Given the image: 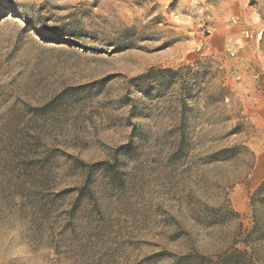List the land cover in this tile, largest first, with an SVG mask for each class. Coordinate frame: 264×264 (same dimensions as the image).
Here are the masks:
<instances>
[{"label": "rangeland", "instance_id": "rangeland-1", "mask_svg": "<svg viewBox=\"0 0 264 264\" xmlns=\"http://www.w3.org/2000/svg\"><path fill=\"white\" fill-rule=\"evenodd\" d=\"M0 264H264V0H0Z\"/></svg>", "mask_w": 264, "mask_h": 264}, {"label": "trees", "instance_id": "trees-1", "mask_svg": "<svg viewBox=\"0 0 264 264\" xmlns=\"http://www.w3.org/2000/svg\"><path fill=\"white\" fill-rule=\"evenodd\" d=\"M172 71H167V73H171ZM145 77H138L137 79H134L136 82H141ZM183 108H184V105H182ZM184 124V121H183V118L180 117V125L183 126ZM186 146V142H185V138L184 136L182 135L180 138H179V141H178V148L180 149H183L184 147ZM235 148H226V149H222L220 150L219 152L215 153L214 157H218V156H222L223 157H226L227 155H229L231 152H233ZM260 191V189L258 190Z\"/></svg>", "mask_w": 264, "mask_h": 264}]
</instances>
